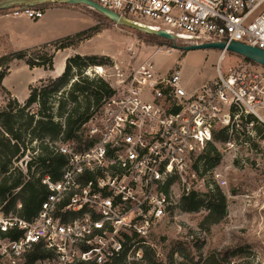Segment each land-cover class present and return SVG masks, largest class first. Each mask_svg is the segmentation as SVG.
I'll return each instance as SVG.
<instances>
[{
    "label": "built area",
    "instance_id": "1",
    "mask_svg": "<svg viewBox=\"0 0 264 264\" xmlns=\"http://www.w3.org/2000/svg\"><path fill=\"white\" fill-rule=\"evenodd\" d=\"M90 1L184 45L236 42L264 51V0ZM5 16L39 21L44 11L19 6ZM95 68L113 94L83 125L94 144L83 152L59 145L66 163L59 180H41L47 194L33 218L0 207V264H25L32 253L34 264H144L151 230L191 191L193 165L217 148L215 134L225 132L224 149L234 146L230 117L242 111L243 75L224 78L217 68L188 90L180 63L164 74L149 61L125 75L114 65L112 84ZM209 175L219 188L226 184Z\"/></svg>",
    "mask_w": 264,
    "mask_h": 264
},
{
    "label": "rangeland",
    "instance_id": "2",
    "mask_svg": "<svg viewBox=\"0 0 264 264\" xmlns=\"http://www.w3.org/2000/svg\"><path fill=\"white\" fill-rule=\"evenodd\" d=\"M32 6L43 11L51 10L38 23L5 16L8 11L0 12V58L29 44L57 40L96 26L98 34L80 42L74 49L77 54L95 55L102 59L101 63L112 64L102 68L111 84L115 80L114 65L125 75L145 61L151 62L154 70L162 74L180 63L182 79L187 84L191 82V85H200L216 77L217 68H220L224 78L233 73L244 76L242 111L238 112V117H230L233 132L229 138L234 146L224 149L221 142H216L220 160L211 170L221 174L226 182L220 188L226 198L224 218L211 226H201L206 210L201 208L187 213L181 209L179 202L151 230L150 244L145 251L154 252L155 264H206L203 260L199 261V255L205 259L224 251H231V254L222 264H238L243 260L250 264H264V68L230 52L224 53L218 67L221 51H186L189 46L181 41H175V44L184 48L174 49L172 44L158 42L140 31L115 25L82 5L46 2ZM43 24L48 26V30L43 31ZM72 51L68 48L65 54H58L56 67L60 68V60L65 55H71ZM8 68L2 86L22 103L27 97L29 85H37L35 81L40 75L28 69L22 61L13 60ZM3 69L2 66L0 72ZM7 98L0 89V106ZM233 114L236 115L235 111ZM27 161L29 158H24L16 166L25 172ZM202 169L199 167L196 178L190 183L191 191L199 197H204L217 185L209 175L210 171L203 172ZM11 198L8 196L6 199L9 201Z\"/></svg>",
    "mask_w": 264,
    "mask_h": 264
},
{
    "label": "trees",
    "instance_id": "3",
    "mask_svg": "<svg viewBox=\"0 0 264 264\" xmlns=\"http://www.w3.org/2000/svg\"><path fill=\"white\" fill-rule=\"evenodd\" d=\"M98 32V27L93 26L0 58V68L4 67L0 72V89L8 97L5 104L0 106V207L4 213H11L25 220H30L36 215L47 194L41 180L45 176L53 181L59 180L66 163L65 156L58 150L59 145L71 142L77 152L92 147L94 140L85 135L83 125L94 116L103 101L113 94L109 83L94 73L95 67H111L112 64L101 63L102 59L95 55L75 54L66 58L60 76L40 80L35 86L29 85L26 99L19 103L2 86V80L9 70L8 64L17 60L22 61L30 70L40 68L52 71L55 53L74 48ZM149 36L158 42L172 44L175 49L184 48L154 35ZM73 73L75 75L71 76ZM226 140L224 131L215 134L216 142ZM24 158H29L25 164V172L16 166ZM219 160L220 152L211 145L199 156L193 168L196 173L199 172V167L203 168V172H208ZM8 196H12L9 201L6 199ZM180 207L187 213L204 208L207 214L201 226L208 227L224 218L226 198L222 190L214 185L204 197H199L195 191L182 196ZM230 254L231 251L217 252L205 259L199 255V261L203 260L206 264H222ZM38 257L37 253H32L25 264H34ZM144 257V264H155V254L152 250L145 251ZM238 264L250 263L243 260Z\"/></svg>",
    "mask_w": 264,
    "mask_h": 264
},
{
    "label": "water",
    "instance_id": "4",
    "mask_svg": "<svg viewBox=\"0 0 264 264\" xmlns=\"http://www.w3.org/2000/svg\"><path fill=\"white\" fill-rule=\"evenodd\" d=\"M44 2H57L60 4H70V5H82L89 9L94 10L98 14L104 16L109 21L114 23L115 25H119L122 27H127L129 29H133L136 31H140L146 35H154L156 37L162 38L164 40L171 41L175 43V37L169 35L163 31L152 32L147 28H141L133 23L120 19V17L106 10L97 4L93 3L90 0H4L0 2V11H8L15 7L19 6H32L35 4H40ZM175 49V47H173ZM186 51H194V50H216L221 52H230L234 53L252 63L257 64L258 66L264 68V51L258 48H253L250 46H246L240 43L231 42L229 44L226 43H206L202 45L189 46L185 48Z\"/></svg>",
    "mask_w": 264,
    "mask_h": 264
},
{
    "label": "crops",
    "instance_id": "5",
    "mask_svg": "<svg viewBox=\"0 0 264 264\" xmlns=\"http://www.w3.org/2000/svg\"><path fill=\"white\" fill-rule=\"evenodd\" d=\"M46 2H44V3H41V4H45ZM36 8H40V7H36ZM51 9H49V10H46V11H44V16H43V18L42 19H40V20H43L45 17H46V13L47 12H49ZM40 20L39 21H37L36 23H38V22H40ZM24 22H26V23H28L27 21H24ZM42 28H43V31H46V30H48V26H46L45 24H43L42 25ZM53 41V40H52ZM47 42H50V41H46V42H42V43H37V44H35V43H33V44H29L28 46H26L25 48H23V49H20V50H27V49H30V48H34V47H37V46H39V45H42V44H44V43H47ZM72 52H71V55H65V57L64 58H62L61 60H60V63H59V66H60V68H58V67H56V60H58V58H57V56H58V54H65L64 52H66L68 49H64L63 51H58L57 53H55V56H54V58H53V70L52 71H44V70H42V69H40V68H34V69H32L33 71H35V72H38L39 73V77L36 79V81H35V83H38L40 80H45V79H48V78H56V77H58V76H60L62 73H63V69H64V65H65V60H66V58H68V57H70V56H74L75 54H77L76 53V50L74 49V48H69ZM79 55H83V54H79ZM60 59V58H59ZM25 65V64H24ZM26 66V65H25ZM27 67V66H26ZM22 68V67H21ZM28 68V67H27ZM29 69V68H28ZM183 80V79H182ZM183 83H184V85H185V87L188 89V90H192V89H195L196 87H199L200 85H202V84H200V85H191V82L190 83H186L184 80H183ZM34 83H32V84H30V85H33ZM13 97H14V95H12Z\"/></svg>",
    "mask_w": 264,
    "mask_h": 264
},
{
    "label": "bare ground",
    "instance_id": "6",
    "mask_svg": "<svg viewBox=\"0 0 264 264\" xmlns=\"http://www.w3.org/2000/svg\"><path fill=\"white\" fill-rule=\"evenodd\" d=\"M99 68V67H98ZM252 110V113L255 115V116H257L258 118H260L259 117V114L258 113H256V111L254 110V109H251ZM261 119V118H260ZM262 120V119H261Z\"/></svg>",
    "mask_w": 264,
    "mask_h": 264
}]
</instances>
